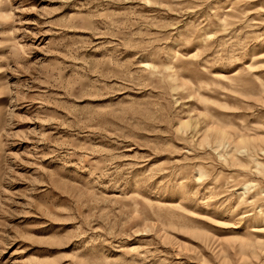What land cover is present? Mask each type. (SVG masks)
I'll return each mask as SVG.
<instances>
[{"label":"rangeland","instance_id":"obj_1","mask_svg":"<svg viewBox=\"0 0 264 264\" xmlns=\"http://www.w3.org/2000/svg\"><path fill=\"white\" fill-rule=\"evenodd\" d=\"M0 264H264V0H0Z\"/></svg>","mask_w":264,"mask_h":264}]
</instances>
